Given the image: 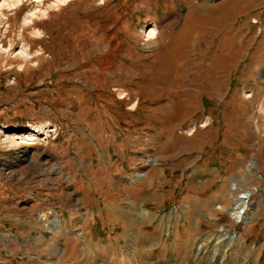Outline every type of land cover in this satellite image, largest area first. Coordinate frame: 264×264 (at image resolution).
I'll return each instance as SVG.
<instances>
[{"label":"rangeland","instance_id":"1","mask_svg":"<svg viewBox=\"0 0 264 264\" xmlns=\"http://www.w3.org/2000/svg\"><path fill=\"white\" fill-rule=\"evenodd\" d=\"M0 264H264V0H0Z\"/></svg>","mask_w":264,"mask_h":264},{"label":"bare ground","instance_id":"2","mask_svg":"<svg viewBox=\"0 0 264 264\" xmlns=\"http://www.w3.org/2000/svg\"><path fill=\"white\" fill-rule=\"evenodd\" d=\"M249 195L250 193L248 191L243 190L242 192H240V194H238L237 199H235L234 204L229 211V216L233 218L235 221L242 220L243 214L245 213V210L247 209V198ZM222 208L224 209L222 205L218 207V209H222ZM43 217L44 216L42 215V218ZM54 223L57 225L60 222L56 219L54 220Z\"/></svg>","mask_w":264,"mask_h":264},{"label":"crops","instance_id":"3","mask_svg":"<svg viewBox=\"0 0 264 264\" xmlns=\"http://www.w3.org/2000/svg\"><path fill=\"white\" fill-rule=\"evenodd\" d=\"M8 234V236H10V234L9 233H7ZM9 260V259H8ZM5 261H7V260H5ZM3 263H4V261H3Z\"/></svg>","mask_w":264,"mask_h":264}]
</instances>
